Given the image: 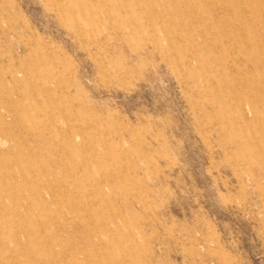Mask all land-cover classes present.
I'll return each mask as SVG.
<instances>
[{"label":"rangeland","instance_id":"obj_1","mask_svg":"<svg viewBox=\"0 0 264 264\" xmlns=\"http://www.w3.org/2000/svg\"><path fill=\"white\" fill-rule=\"evenodd\" d=\"M0 264H264V0H0Z\"/></svg>","mask_w":264,"mask_h":264}]
</instances>
